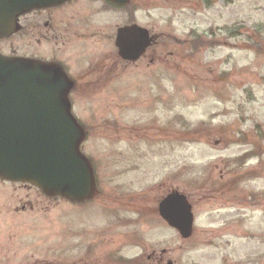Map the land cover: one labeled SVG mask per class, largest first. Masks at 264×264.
I'll list each match as a JSON object with an SVG mask.
<instances>
[{
  "label": "rangeland",
  "instance_id": "1",
  "mask_svg": "<svg viewBox=\"0 0 264 264\" xmlns=\"http://www.w3.org/2000/svg\"><path fill=\"white\" fill-rule=\"evenodd\" d=\"M112 7L78 0L67 8L77 31L89 33L74 39L76 61L94 49L98 68L110 66L99 87L71 92L97 192L72 201L0 182L2 214L22 225L9 233L12 256L52 259L57 244L85 251L102 230L124 264H153L146 256L164 249L163 264H264V0ZM133 22L154 42L136 64L114 68L117 29ZM172 191L193 204L188 240L160 219L159 202Z\"/></svg>",
  "mask_w": 264,
  "mask_h": 264
},
{
  "label": "water",
  "instance_id": "2",
  "mask_svg": "<svg viewBox=\"0 0 264 264\" xmlns=\"http://www.w3.org/2000/svg\"><path fill=\"white\" fill-rule=\"evenodd\" d=\"M64 1L0 0V29L21 13ZM111 1L127 5L130 0ZM151 42L149 31L137 25L118 32L117 46L126 60L138 59ZM72 87L58 64L0 53L1 178L30 182L72 201L96 194L94 168L81 151L86 133L72 113ZM159 212L182 237L191 236L192 204L185 194L169 193Z\"/></svg>",
  "mask_w": 264,
  "mask_h": 264
},
{
  "label": "flooded vegetation",
  "instance_id": "3",
  "mask_svg": "<svg viewBox=\"0 0 264 264\" xmlns=\"http://www.w3.org/2000/svg\"><path fill=\"white\" fill-rule=\"evenodd\" d=\"M76 1L78 0H65L57 5L32 9L31 11L19 14L15 18V23L12 25L10 23V25L8 24L6 27L0 29V53L9 57L38 59L43 62L60 65L66 73L68 79L73 83L71 92L76 87H88L93 85L99 87L104 79L105 72L108 73L110 71V66L108 68V65L106 64L104 68H98L101 58L99 54L95 53L94 49H92L86 56H82V59L79 57V61H76L74 39L77 33H80V35L84 37H86L84 34H89L77 31L79 21L75 24V13H68L67 11L68 6ZM92 1L94 3H105L107 7L108 4H110L113 6L112 8L124 7L122 4H117L109 0ZM8 21L14 22V19ZM80 23L82 24L83 22L81 21ZM134 23L135 22H133V24ZM130 24L132 23H127L126 25L130 26ZM123 27L124 26H121L117 29L115 37V46L117 47L118 56H116L114 60V68L115 63L118 66L119 60L123 63L124 61H127L132 62V64H136V62H139V60L145 56V53L147 52L146 51L139 59H137L138 61L126 60L120 55V51L117 46V36L119 30ZM89 37H91V35H89ZM14 39H19V46L14 44ZM46 43L53 44V47L51 49H46ZM83 62H87L86 67L78 68V66ZM76 70H80L79 76L75 75L76 72L74 71ZM91 74H95L96 76L92 79H85L84 75L87 76ZM71 92L70 99L72 105L74 106V101L71 98ZM74 114L77 116L75 111ZM0 182L6 185L11 184L13 181L0 177ZM7 216V214H2L0 209L1 264H4V261H8V264H12L13 259L17 260L16 264H124V262L120 263V261L123 260L120 259L118 255L120 253H118V251L110 253V250H108L107 238L100 234L102 230H100L99 233H95L96 237H94L92 233L90 234L88 240L94 239L91 243L89 242L86 245L85 251L77 252L78 249L76 244L68 245V247H65L64 244H57L54 248V256L52 259L32 257V263H30L28 256H12L13 254H11V250L8 248V243L11 240L9 233H13L14 229L18 231V229L22 228V225H15L16 220L7 219ZM160 219L167 223L162 217H160ZM10 220H13L12 224L10 223ZM231 221L232 217H230V223ZM190 238L191 236L184 239L188 240ZM166 253L167 250L164 249L160 252V254L147 255L146 263L152 262L153 264H163ZM10 257H12V259ZM130 260V264H145V261L141 257L130 258ZM168 264L174 263L169 261ZM223 264L226 263L223 262Z\"/></svg>",
  "mask_w": 264,
  "mask_h": 264
}]
</instances>
